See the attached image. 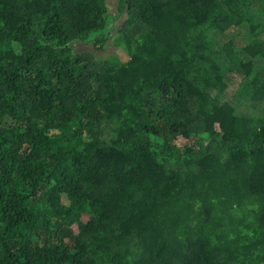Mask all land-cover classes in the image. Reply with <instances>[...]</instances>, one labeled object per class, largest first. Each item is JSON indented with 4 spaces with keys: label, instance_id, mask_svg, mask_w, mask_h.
<instances>
[{
    "label": "trees",
    "instance_id": "trees-1",
    "mask_svg": "<svg viewBox=\"0 0 264 264\" xmlns=\"http://www.w3.org/2000/svg\"><path fill=\"white\" fill-rule=\"evenodd\" d=\"M0 264H264V0H0Z\"/></svg>",
    "mask_w": 264,
    "mask_h": 264
},
{
    "label": "rangeland",
    "instance_id": "rangeland-1",
    "mask_svg": "<svg viewBox=\"0 0 264 264\" xmlns=\"http://www.w3.org/2000/svg\"><path fill=\"white\" fill-rule=\"evenodd\" d=\"M117 2H118V0H109V6H110V9H111V11H113V12H115L116 11V6H117ZM112 7L115 9V10H112ZM124 18V14L123 15H121V18L119 19V22L120 21H122V19ZM119 22H117L116 24H119ZM73 47H74V49H75V51H77V52H91V53H95L98 57L99 56H102V54H111V53H114V52H117L119 55H120V53H122L121 51H120V49H115V47L113 46V44L111 43V42H109V44H108V48L105 50V51H100V52H95L93 49V46H88L87 44H77V45H73ZM121 56V58L123 59V60H125V59H127V56H125L124 54H122V55H120ZM82 221L85 223V222H87V218L86 217H84L83 219H82Z\"/></svg>",
    "mask_w": 264,
    "mask_h": 264
},
{
    "label": "water",
    "instance_id": "water-1",
    "mask_svg": "<svg viewBox=\"0 0 264 264\" xmlns=\"http://www.w3.org/2000/svg\"><path fill=\"white\" fill-rule=\"evenodd\" d=\"M126 56V55H125Z\"/></svg>",
    "mask_w": 264,
    "mask_h": 264
}]
</instances>
